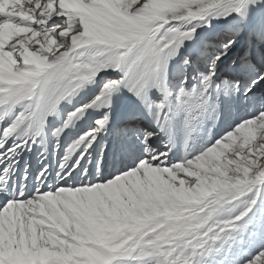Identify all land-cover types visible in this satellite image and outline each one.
Wrapping results in <instances>:
<instances>
[{
    "label": "snow or ice",
    "instance_id": "obj_1",
    "mask_svg": "<svg viewBox=\"0 0 264 264\" xmlns=\"http://www.w3.org/2000/svg\"><path fill=\"white\" fill-rule=\"evenodd\" d=\"M0 264H264V0H0Z\"/></svg>",
    "mask_w": 264,
    "mask_h": 264
}]
</instances>
